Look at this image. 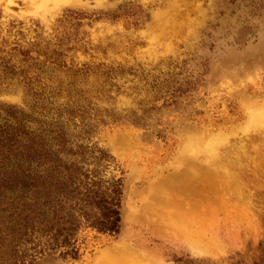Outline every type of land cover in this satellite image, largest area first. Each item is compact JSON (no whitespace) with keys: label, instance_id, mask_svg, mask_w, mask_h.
<instances>
[{"label":"rangeland","instance_id":"rangeland-1","mask_svg":"<svg viewBox=\"0 0 264 264\" xmlns=\"http://www.w3.org/2000/svg\"><path fill=\"white\" fill-rule=\"evenodd\" d=\"M261 108L264 0H0V129L120 187L117 230L32 264H264Z\"/></svg>","mask_w":264,"mask_h":264},{"label":"trees","instance_id":"trees-1","mask_svg":"<svg viewBox=\"0 0 264 264\" xmlns=\"http://www.w3.org/2000/svg\"><path fill=\"white\" fill-rule=\"evenodd\" d=\"M14 138L17 133L0 129V264H32L38 253L60 245H67L65 254H77L72 238L83 222L117 230L119 182L102 188L44 133Z\"/></svg>","mask_w":264,"mask_h":264},{"label":"bare ground","instance_id":"bare-ground-1","mask_svg":"<svg viewBox=\"0 0 264 264\" xmlns=\"http://www.w3.org/2000/svg\"><path fill=\"white\" fill-rule=\"evenodd\" d=\"M252 115V114H251ZM254 115H255V117H257L256 118V120L258 119L259 121H263L264 120V108H261V109H259V110H257L255 113H254ZM254 117V118H255ZM257 120V121H258ZM203 139V138H202ZM217 141L215 140V139H212V140H210V141H208V142H206L205 144H204V142H202L201 141V139L199 138V137H193V138H191V140L189 141V145H191V148L193 149L194 147H204V149H206V150H212V148H214L215 149V143H216ZM229 153H230V151H229ZM214 164V163H213ZM217 167V166H216ZM179 168H180V166H179ZM178 168V169H179ZM181 171H183V170H181ZM177 172V171H176ZM199 174L201 175V176H203V179L206 181L205 182V185H206V187H207V189L209 188L211 191L212 190H214V189H216V191H214V192H217V186H215L214 184H215V179H220V178H223V172L220 170V169H218V168H216V169H212V170H210V171H206V172H199ZM176 177V176H175ZM170 179H171V177H170ZM172 180V181H171ZM171 180H169V181H171V183L174 185V187L175 186H177L176 188H181V190H185L186 189V185L184 184V179L183 178H181L180 179V183L178 184H175L176 182V180L177 181H179V179H175V178H173V176H172V179ZM175 183H174V182ZM170 183V184H171ZM189 188H191V187H187V189H189ZM221 197V196H220Z\"/></svg>","mask_w":264,"mask_h":264}]
</instances>
